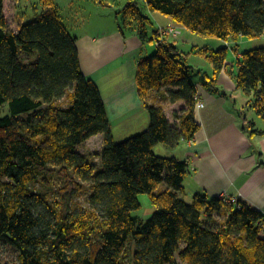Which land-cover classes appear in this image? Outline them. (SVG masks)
<instances>
[{
    "label": "trees",
    "instance_id": "trees-1",
    "mask_svg": "<svg viewBox=\"0 0 264 264\" xmlns=\"http://www.w3.org/2000/svg\"><path fill=\"white\" fill-rule=\"evenodd\" d=\"M40 3L43 13L15 32L0 0V244L18 254L17 261L0 264H264V214L243 199L199 193L188 201V164L154 152L160 144L174 149L200 129L187 62L193 52L214 70L203 86L219 92L227 70L237 88L252 95L244 109L264 120V46L244 51L228 69L229 47L184 53L175 39L154 45V54L139 59L136 78L150 128L117 143L102 94L82 71L78 38L55 0ZM143 7L200 36L235 42L264 36V0H129L116 13L119 30L153 42ZM163 88L169 102L186 103L174 123L163 107L149 103L150 93ZM240 115L245 118L243 110ZM245 120L250 134L264 136ZM97 135L102 149L81 152ZM34 184L59 188L61 201ZM84 192L91 209L72 210ZM141 194L156 207L146 220L134 216Z\"/></svg>",
    "mask_w": 264,
    "mask_h": 264
},
{
    "label": "crops",
    "instance_id": "crops-1",
    "mask_svg": "<svg viewBox=\"0 0 264 264\" xmlns=\"http://www.w3.org/2000/svg\"><path fill=\"white\" fill-rule=\"evenodd\" d=\"M7 1L5 0V16ZM21 1L14 2L13 15L23 14V8H20ZM55 2L60 9H65L72 0ZM109 14L112 15V11ZM151 14L156 16L155 13ZM116 17L115 21L111 17L108 20L102 17L101 24L91 27L92 29H89L86 23L81 27L73 25L66 20L67 18L63 19L70 32L78 38L77 47L82 71L85 77L99 88L114 140L120 143L134 135L147 132L150 128L147 106L138 94L137 64L139 59L155 53L157 35L154 30L153 37L150 38L153 42L148 44L149 41L142 42L137 34L129 32L123 34L119 30ZM18 19L20 24L16 29L11 28L15 32L25 24L23 17ZM156 19L165 22L161 27L176 25L171 19L165 20L162 17ZM224 42L225 45L220 48L231 47L236 61L244 51L264 46L244 39L238 42ZM240 42L248 47L241 50ZM227 65L228 69H231L235 63L229 59ZM190 67L198 94L205 102L204 108L195 111L200 129L194 139L182 141L174 149L162 144L156 146L155 154L163 158H177L188 164L189 174L184 182L186 199L192 200L199 193L222 199H243L264 214V136L250 134L245 120L247 118L257 129L264 130V120L253 110L244 109L252 95L238 89L227 70L220 74L218 79L220 91L216 92L202 84L205 77L213 76L214 70L211 66L206 72ZM238 68L236 66V72ZM196 74L199 76L195 80ZM149 103L163 107L171 123L175 122V114L186 107L184 101L169 102L166 88L152 91ZM242 110L245 118L240 115ZM95 138L103 139V136H94L87 142Z\"/></svg>",
    "mask_w": 264,
    "mask_h": 264
},
{
    "label": "rangeland",
    "instance_id": "rangeland-1",
    "mask_svg": "<svg viewBox=\"0 0 264 264\" xmlns=\"http://www.w3.org/2000/svg\"><path fill=\"white\" fill-rule=\"evenodd\" d=\"M13 1V2H12ZM16 0H8L7 1V7H6V17L9 24L10 29L16 27L20 24L19 17H23L25 19V23L31 22L33 20H36L38 16H40L43 11L45 10L44 6L40 3V0H22L20 2V8H23V14H14L13 15V6L14 2ZM56 1V0H55ZM64 0H62L63 2ZM128 0H103L104 3L99 2L98 0H72V2L67 5V8L61 9V14L63 18H67L66 20H69L73 23V25L77 24L81 27H84L85 23L87 24V27L89 29H92L91 27L97 26L101 24L102 17L108 18L111 17L113 21H115L116 13L119 11H122L123 7L127 3ZM16 3V2H15ZM57 3V2H56ZM74 4V5H72ZM112 7V8H111ZM64 8V7H62ZM63 11V12H62ZM110 11H112V15H110ZM143 12L147 14L151 22L148 24V31H149V38L153 37L154 34L153 31L157 30L164 24L163 22H159L156 17H162V19H170L169 17L160 14L158 12H155L154 16L151 14L150 11L146 10L145 7H143ZM152 15V16H151ZM69 18V19H68ZM188 38V39H186ZM246 41H255V44H264V36L255 40H249L244 39ZM173 41V40H172ZM175 41L179 45V47L182 49L184 53H192L193 50L202 49V48H211V49H218L220 46L225 45V42L223 40L213 38V37H207V36H200L193 34L189 32L188 30H183L182 35L179 38H176ZM242 43L241 50H245L246 47ZM148 44H151L150 42ZM196 46V47H195ZM155 47V46H154ZM230 54L228 57V60L230 59L232 62L236 64L237 61L234 60V53L232 51V48L229 47ZM189 66L196 67L197 69H200L204 72L210 68V63L206 58H204L202 55H200L197 52H193L190 54L188 61ZM212 67V66H211ZM199 75H194V79L196 80ZM70 101L67 98H64L61 100V105L64 107L69 106ZM6 112H8V107H5ZM104 144V138H95L87 143H85L82 146L81 152L84 154H95L98 151H100ZM95 161H93L96 164H99L100 161L98 157L95 156ZM56 185H58V181H55ZM54 186V187H55ZM59 186V185H58ZM33 188L40 192H48L49 198L52 199H58L61 201L60 195L56 193L57 189L55 190H47L46 187H44L41 184H34ZM165 188L164 185L160 187L161 190ZM89 197L90 192H84L80 194L72 203L71 208L74 211H87L90 210V204H89ZM139 200L142 204L141 209L134 212V216H138L142 219H148L150 218L155 212L156 207L152 204L150 197L148 194H141L139 196ZM188 201H191V199H187ZM18 254L15 252L14 249H12L7 244H0V262L1 263H12L17 261Z\"/></svg>",
    "mask_w": 264,
    "mask_h": 264
},
{
    "label": "built area",
    "instance_id": "built-area-1",
    "mask_svg": "<svg viewBox=\"0 0 264 264\" xmlns=\"http://www.w3.org/2000/svg\"><path fill=\"white\" fill-rule=\"evenodd\" d=\"M182 32H183L182 28L178 26L160 27L158 31L159 40L156 42V45L158 46L165 39L179 38L182 35ZM195 103H196L195 106L196 109H202L205 107V102L202 100L201 96L198 93L195 95Z\"/></svg>",
    "mask_w": 264,
    "mask_h": 264
}]
</instances>
